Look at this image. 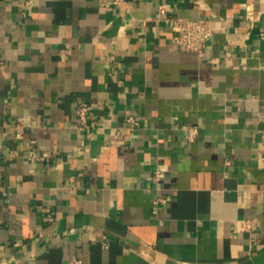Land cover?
Wrapping results in <instances>:
<instances>
[{
	"label": "crops",
	"instance_id": "crops-1",
	"mask_svg": "<svg viewBox=\"0 0 264 264\" xmlns=\"http://www.w3.org/2000/svg\"><path fill=\"white\" fill-rule=\"evenodd\" d=\"M0 150L2 264H264V0H0Z\"/></svg>",
	"mask_w": 264,
	"mask_h": 264
},
{
	"label": "built area",
	"instance_id": "built-area-1",
	"mask_svg": "<svg viewBox=\"0 0 264 264\" xmlns=\"http://www.w3.org/2000/svg\"><path fill=\"white\" fill-rule=\"evenodd\" d=\"M30 2V1H29ZM99 5L106 7L108 5L120 4L122 0H98ZM158 12L160 14L168 15V7L166 4H160L158 6ZM172 20V37L175 44L182 46L185 50L202 53L204 52L207 42L211 39L213 35V28L204 19H193L185 16L173 15ZM91 107L89 104H81L77 108V116L82 125L88 124V116ZM198 134V128L196 126H190L188 128L186 138L193 140ZM116 136V135H115ZM31 157H37L38 159H43L48 156V152L42 153H30ZM5 168L4 159L0 150V189L3 186V171ZM161 172L159 169H156L152 175V180L159 182ZM171 200L169 193H157L152 201V211L158 213L161 211L160 205H165ZM48 221H51L53 218L50 214L46 216ZM249 220H242V228L246 229L250 227ZM104 245L107 246V242H104ZM0 264H2V259L0 258ZM65 264H87L81 258L72 257L68 258Z\"/></svg>",
	"mask_w": 264,
	"mask_h": 264
}]
</instances>
